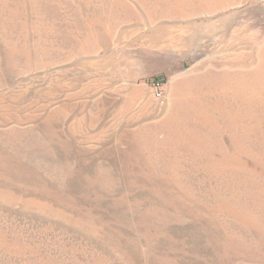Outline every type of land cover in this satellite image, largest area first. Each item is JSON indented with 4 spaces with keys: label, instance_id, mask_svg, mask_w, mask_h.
<instances>
[{
    "label": "rangeland",
    "instance_id": "obj_1",
    "mask_svg": "<svg viewBox=\"0 0 264 264\" xmlns=\"http://www.w3.org/2000/svg\"><path fill=\"white\" fill-rule=\"evenodd\" d=\"M0 264H264V0H0Z\"/></svg>",
    "mask_w": 264,
    "mask_h": 264
}]
</instances>
